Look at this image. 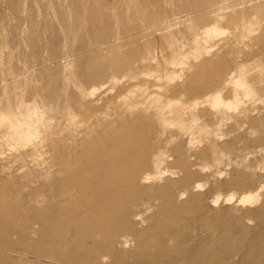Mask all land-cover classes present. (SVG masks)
Listing matches in <instances>:
<instances>
[{
	"label": "rangeland",
	"instance_id": "obj_1",
	"mask_svg": "<svg viewBox=\"0 0 264 264\" xmlns=\"http://www.w3.org/2000/svg\"><path fill=\"white\" fill-rule=\"evenodd\" d=\"M214 26L222 34L207 37ZM242 69L256 96L246 99L239 92L243 103L219 126V118L208 115L204 97L225 88L224 97L234 99L233 87L225 86ZM25 107L38 110L32 129L40 134L16 151L14 146L21 145L4 121ZM193 114L199 116L195 129L182 128ZM43 115L55 130L59 124L65 128L73 143L63 144L57 136L46 141ZM36 145L43 155L32 157ZM60 146H75L77 158L100 163H105V146H122V153L129 146H144L154 180L133 191L123 187L115 195L140 212L139 219L146 217L139 231L154 245L165 241L152 256L165 251L170 256L165 261L172 264H186L191 257L199 264L202 251L216 249L217 242L221 264H241L238 258L229 262L225 252L246 241L239 236L242 227L257 230V218L249 224L239 220L251 209L226 206L221 216L205 213L207 221L200 222L205 232H197L189 210L194 198L182 199L180 192L197 183L204 186L198 194L209 203L219 192L240 196L260 189L264 198V0H0V245L26 251L21 261L0 251V264H48L35 216L43 213L42 206L35 200L28 207L31 224L22 206L41 194L51 209L67 200L55 173ZM179 152L193 174L184 183L178 182L183 173L176 165ZM49 168L53 176L47 181L43 177ZM170 181L176 210L171 215L164 206V186ZM109 195L114 196L110 189ZM74 201L66 207L70 219L78 210ZM256 208L262 211L263 201ZM98 230L96 224L76 227L67 249L57 254L68 259L79 247L82 254ZM193 230L202 237L197 256L189 244ZM263 241L264 236L252 238L250 261ZM132 246L140 252L135 242Z\"/></svg>",
	"mask_w": 264,
	"mask_h": 264
},
{
	"label": "bare ground",
	"instance_id": "obj_2",
	"mask_svg": "<svg viewBox=\"0 0 264 264\" xmlns=\"http://www.w3.org/2000/svg\"><path fill=\"white\" fill-rule=\"evenodd\" d=\"M221 34L222 32L220 33L215 26L207 30V37H214V35L219 37ZM246 73L247 72L245 69L240 70L239 76L231 77L225 86L226 88L233 87V91L235 94L234 99H226L224 97L223 91L225 88L221 90L211 91L205 95L203 104L205 103L210 106L208 115L212 116L214 121L219 118L216 122L217 125L220 126L225 122L224 118L225 116L229 117L228 114L230 111L239 109L240 105L243 103V99L239 97V92L242 93V98L246 99H251L252 97L256 96L257 92L254 91L248 83L246 79ZM49 111L50 113L52 112L49 109L47 112L48 114ZM38 114V110L27 107L24 112L12 113L8 118L5 119V121L3 120L4 125L12 130V135H14L15 140L19 145H21L19 147H16V145L14 146V149L16 151H19L22 148H25L29 143L34 142L37 136L40 134L38 130L32 129L34 121L37 118ZM42 117L48 119L45 123L44 130L46 141L53 138V136H57L60 137V139H58L63 144H66L67 141H71V143H73L74 138L65 137V128L62 129L61 125L59 124L55 130L53 128L54 126L52 127L49 124V120L51 118L47 115H43ZM228 119L230 120L231 117H229ZM198 121L199 116L193 114L190 123L182 121L181 127L187 129L188 131H191V129H195L194 126L197 125ZM77 122L79 121L77 120ZM71 125L75 126L76 124L74 122ZM71 129L69 128V132L72 133L74 137L76 132L73 131L74 128ZM199 130L201 132L207 133L204 128H199ZM120 147L122 146H105V163H103L102 160L100 163L99 159L89 158L87 160L85 158H77L75 155V146H60L61 151L58 149L60 151L59 162L58 164L55 163V167L57 168L55 173L58 178V186L60 187V190L62 192L64 191L67 200L60 201V204H58L57 206H55L54 204L53 208L51 209V201L49 202L45 198L46 195L41 194L39 195L38 199L35 197L34 199H30L28 203L23 204V213L28 216L27 219L30 216L28 207H31L35 200H37L39 202V205L42 206L43 213H41L40 216H35L38 218L41 227V244L43 246L41 249L48 250V254L44 256L48 264H92L95 262H100L102 264H172V261H165V259L169 256L165 251L158 252L157 254H154L152 256V254L157 251V248H162L165 246V241L163 240L158 246L154 245V241L149 238L150 236L146 237L142 233V231H139V225L146 220V217L144 218L142 216L143 219H139L138 217L141 215V213L136 211L134 212L132 210V206H130L129 209L128 203H126L125 201H121V199L115 195L116 191L118 193L123 187L128 188L132 191L136 190L137 186L146 184L149 180H152L153 175H155V173H153V175L151 176L149 170L150 165L147 161V155L145 156L144 146H129L125 153L120 152ZM34 150L35 152L31 154L32 157H37V154L38 156L43 155L41 147L36 145ZM114 150L115 153L116 151H119L120 154L114 156ZM176 165L183 172L182 175L180 173L181 176L178 182L184 183L188 181L193 174L191 173L190 168L187 166V161L181 156L180 152L178 153V157L176 158ZM205 166L207 165L205 164ZM51 168L47 169L44 172L45 174L43 178H46L47 181H49L53 176L52 172L48 171ZM180 169H178L177 171H179ZM163 173L165 174L166 172L163 171ZM125 174L128 175L127 180H123L122 178ZM196 184L194 185L195 187L190 186V188H192L191 190H189L190 188L188 187L187 190L185 187H182V189H184L182 190V192H180V196L182 197V199L189 196L191 197L190 200L194 198V201L192 200L193 202H190L189 210L192 211V214H194V217L192 218H194L196 225H198L196 231L199 232L200 230H202L205 232V230H203L205 229L204 226L200 224V222L202 221H207L205 213L211 214L213 212L215 215L221 216L225 211L224 207L226 206H231V208L232 206H234V209H236L235 207L238 206H242L245 209H251L247 211L246 214H244L241 218H239V220L249 224L254 221V218H257L259 220L258 228L256 227L257 230L242 227L239 232V236H241V238H243L242 236H244L246 241L243 243H236L235 245H233L234 250L233 248H229L226 250L227 252H225V254H227V259L229 262H231L230 260L235 261V259L238 258V260L241 261V264H264V241L262 243V246L256 249L254 256L255 259L253 261H250L251 258L249 259L250 256H248V253L250 254V250L252 249V246H250L252 245V238H260L264 236V222H261V220H264V209L262 211L257 208L254 209L262 201L264 204V198L262 199L261 197L262 190H249L241 194L240 196H237L236 193H229L225 195L219 192L209 203V201L206 202L207 196L205 194H198L199 192H201V189L204 186L201 184ZM174 186L175 183L173 181L168 182L164 186V196H166L167 198L164 206L167 207L165 209L169 211V214L176 213V210L172 209L174 205L172 200L173 191L175 189ZM109 189L113 192L114 196L109 195ZM150 191L152 190L150 189ZM83 194L87 195L85 199L82 197ZM188 194L189 196H187ZM72 199L75 200L74 204L78 209L77 211L73 212L74 219L68 218L66 212V207H68ZM142 200L143 202H146L145 199ZM145 204L148 203L146 202ZM231 208L229 210H231ZM125 210H127L126 213L124 212ZM235 212L238 213V211ZM199 213H201L202 215H200ZM26 223L31 224L32 222L30 219H28ZM89 224H96L97 226H99V230L96 232L97 238L94 237V235H90L92 243L84 248L85 252H83L82 254L79 253V251L81 252V248L79 247L70 254L68 259L60 258L59 254L57 253H60L65 249V247L69 245L68 235L71 232L75 231L76 227L88 226ZM189 224H191V222ZM196 231L193 230L191 234L188 235L190 237H193L189 244L194 245V249L188 247L189 245H187L186 247H188V252H191V250L193 249V252L191 253L197 256L200 244V242H198V239L201 240L202 237H197L199 233H197ZM210 237H212V235ZM184 238L186 239V237ZM22 242L28 243L29 239H26L22 235ZM132 242H135L137 244L138 248H140V252L139 250H131V247H133ZM214 245L216 246V249H213V247L209 246L202 251V258L200 257L201 262L199 264H221L218 258L220 255V253L218 252L219 245L217 242H214ZM0 251L8 252L10 253V255H17L15 256V258L20 259V261L23 260V257L26 256L24 253L26 251L14 250L10 243H5L3 247L0 245ZM79 256H84L86 261L79 263L78 261L76 262L75 260H77ZM205 256H208V258L203 259V257ZM191 258L194 259L195 257ZM191 258L188 259L186 264H194ZM211 259L213 263L211 262Z\"/></svg>",
	"mask_w": 264,
	"mask_h": 264
}]
</instances>
